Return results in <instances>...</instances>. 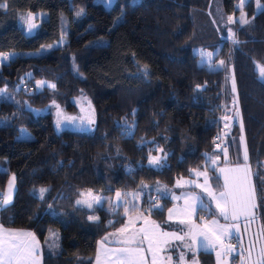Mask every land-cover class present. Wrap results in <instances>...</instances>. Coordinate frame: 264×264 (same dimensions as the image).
<instances>
[{
	"label": "trees",
	"instance_id": "obj_1",
	"mask_svg": "<svg viewBox=\"0 0 264 264\" xmlns=\"http://www.w3.org/2000/svg\"><path fill=\"white\" fill-rule=\"evenodd\" d=\"M96 1L0 0V193L11 174L16 184L0 226L31 231L43 244L41 264H92L97 242L123 219L104 207L109 196L170 187L208 169L223 132L218 119L231 104L226 69L238 108L226 138L243 137L264 247V0L258 11L255 0H220L232 22L224 35L197 42L215 51L211 66L190 43L191 12H205L210 0H115L109 9ZM241 12L250 18L244 28L234 20ZM99 39L106 43L93 44ZM38 81L54 87L29 90ZM80 100L93 113L91 134L60 129L51 111H74ZM21 127L29 138H18ZM159 148L164 165L148 167ZM83 190L104 203L79 207ZM159 201L157 219L167 206ZM50 230L58 233L55 255L45 247ZM199 262L213 257L200 252Z\"/></svg>",
	"mask_w": 264,
	"mask_h": 264
},
{
	"label": "crops",
	"instance_id": "obj_2",
	"mask_svg": "<svg viewBox=\"0 0 264 264\" xmlns=\"http://www.w3.org/2000/svg\"><path fill=\"white\" fill-rule=\"evenodd\" d=\"M225 141L228 145L206 157L208 169L193 170L170 187L156 183L140 190L144 202H167L163 218L142 211L124 216L97 242L92 264H200V252L211 254L213 264H264L244 140L238 134ZM14 231L6 232L19 240L8 264L21 248L27 253L20 264L38 252L42 257L43 244L31 231Z\"/></svg>",
	"mask_w": 264,
	"mask_h": 264
},
{
	"label": "rangeland",
	"instance_id": "obj_3",
	"mask_svg": "<svg viewBox=\"0 0 264 264\" xmlns=\"http://www.w3.org/2000/svg\"><path fill=\"white\" fill-rule=\"evenodd\" d=\"M114 1L115 0H97L96 2L100 3L105 9H109L114 3ZM255 2H256L255 11H258L260 9V5L258 4L257 0H255ZM191 18L194 26L193 34L190 40V43L194 45L193 51L201 57L202 59L201 61L203 63H206L208 66H211L212 65L211 61L213 55L215 54V51H209L207 49H204L203 47L197 46V42H200L202 37L211 36L212 32L219 35L220 34L224 35V30L228 27V24L232 22L233 18L230 20L225 17V15L223 14L220 0H210L208 8L205 12L192 11ZM234 20L238 22L240 27L244 28L246 24L249 22L250 18H248L244 12H241L237 16H235ZM225 38L231 40L233 37L231 33H228L225 36ZM105 43L106 40L103 39L102 40L99 39L93 42V44H99V45H104ZM43 51L45 52V49H42L40 52ZM218 64L220 63L218 62ZM225 72H226L225 86H224L225 93L229 95L231 98L230 105L234 104L237 107L234 97V88L231 82V73L226 69ZM257 72H258V78L262 79L263 76L262 67L257 66ZM26 77L29 78V74H26ZM20 83L23 84L24 82L21 81ZM43 87L52 89L54 86L52 83L47 81H38L33 83V89L29 87V90L40 91ZM85 102L86 101L84 100H80L77 103L75 101V104H77L76 109L71 112H63L59 107H56L55 109L54 108L51 109L53 115H56V122L58 127L60 129H66L80 134H91L93 129L90 126L93 120V113L91 111V108L90 109L86 108L87 104ZM47 110H49V108H47ZM229 114H230V106L228 105L224 107L223 114L218 119L220 120V122H222L221 123L222 131L224 126L223 118L228 116ZM237 121H238V114H237L236 123ZM2 123H4V121L0 120V124ZM216 136L217 138L218 136H220L223 139V132H218ZM18 138L20 139L29 138V134L24 128L21 127L19 128ZM216 139H214V144L216 143L215 142ZM221 146L222 145H220V147L217 148H212L211 153L219 151L221 149ZM210 154H207V157H209ZM165 160H166V153L162 148H159L156 150V152H154L153 155L149 156L146 165L150 168L157 169L162 165H164ZM247 162H248V158H247ZM208 164L209 162L207 163V166ZM15 189H16L15 178L14 175L11 174L7 179V183L3 192L0 193V208L9 206L13 202ZM146 189L148 190V188ZM139 193H140L139 191H135V190L116 192L114 193L113 196H109V198L105 200L103 194L93 193L92 191L83 190L81 191L79 197L75 200V204L78 205L79 207H86L87 209L93 210L92 209L93 206H100V204H103L105 200L104 207L106 209H112L116 207L118 208V210L120 209V212L119 211L117 212L119 215L123 216L122 220H124V216L134 211H140V212L142 211L144 214L153 216L152 213L154 211L149 207V205H147L146 202L143 203V198L140 197L141 194L139 195ZM142 196H145V194H142ZM14 230L16 229L0 226V264L9 263L13 251L19 244V240L16 237L12 238L10 235L9 236L6 235V232H15ZM45 240H46L45 247L47 249V253L51 255L57 254L58 252L57 248L59 247L57 230H50ZM26 253H27V248L25 249L21 248L14 257L15 259L12 261L11 264H20L22 259L25 257ZM41 259H42L41 253L38 252L37 256L32 255L31 260L29 262H25V264H37V263L41 264Z\"/></svg>",
	"mask_w": 264,
	"mask_h": 264
},
{
	"label": "water",
	"instance_id": "obj_4",
	"mask_svg": "<svg viewBox=\"0 0 264 264\" xmlns=\"http://www.w3.org/2000/svg\"><path fill=\"white\" fill-rule=\"evenodd\" d=\"M230 110H231L230 115L223 118V122H224L225 126L223 127V139H222V142H225L226 137L229 136L231 126H232V124L235 121V115H236V113L238 111L237 107L235 105H233V104L230 105Z\"/></svg>",
	"mask_w": 264,
	"mask_h": 264
},
{
	"label": "built area",
	"instance_id": "obj_5",
	"mask_svg": "<svg viewBox=\"0 0 264 264\" xmlns=\"http://www.w3.org/2000/svg\"><path fill=\"white\" fill-rule=\"evenodd\" d=\"M217 136L215 135V138L216 139ZM221 140H222V137L218 136V138L215 140V144H213V148H217V147H220L221 145ZM147 205H149V207L153 210V211H156L158 210L160 207H159V202L157 199L153 198L151 200H148L146 201Z\"/></svg>",
	"mask_w": 264,
	"mask_h": 264
}]
</instances>
